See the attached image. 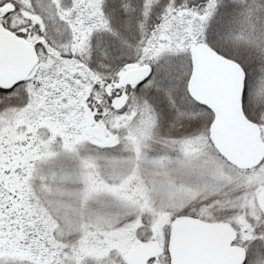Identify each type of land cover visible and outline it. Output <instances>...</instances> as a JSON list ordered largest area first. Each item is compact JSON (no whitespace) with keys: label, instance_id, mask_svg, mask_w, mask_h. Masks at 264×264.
I'll return each mask as SVG.
<instances>
[{"label":"snow or ice","instance_id":"obj_1","mask_svg":"<svg viewBox=\"0 0 264 264\" xmlns=\"http://www.w3.org/2000/svg\"><path fill=\"white\" fill-rule=\"evenodd\" d=\"M0 264H264V0H0Z\"/></svg>","mask_w":264,"mask_h":264}]
</instances>
